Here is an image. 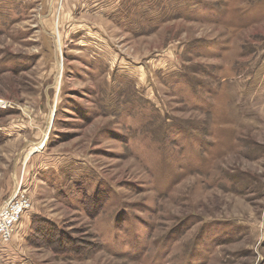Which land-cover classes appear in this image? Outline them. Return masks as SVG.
<instances>
[{
    "label": "rangeland",
    "instance_id": "rangeland-1",
    "mask_svg": "<svg viewBox=\"0 0 264 264\" xmlns=\"http://www.w3.org/2000/svg\"><path fill=\"white\" fill-rule=\"evenodd\" d=\"M0 264H264V0H0Z\"/></svg>",
    "mask_w": 264,
    "mask_h": 264
},
{
    "label": "built area",
    "instance_id": "built-area-1",
    "mask_svg": "<svg viewBox=\"0 0 264 264\" xmlns=\"http://www.w3.org/2000/svg\"><path fill=\"white\" fill-rule=\"evenodd\" d=\"M31 204L28 196L18 191L12 199H10L0 209V241L8 242L11 240L16 231V226L23 217L30 211Z\"/></svg>",
    "mask_w": 264,
    "mask_h": 264
}]
</instances>
